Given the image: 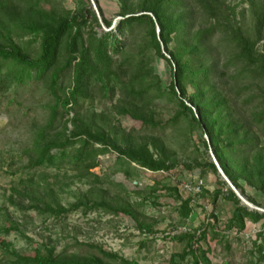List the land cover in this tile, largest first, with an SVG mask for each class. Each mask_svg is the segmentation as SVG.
<instances>
[{
	"label": "trees",
	"instance_id": "trees-1",
	"mask_svg": "<svg viewBox=\"0 0 264 264\" xmlns=\"http://www.w3.org/2000/svg\"><path fill=\"white\" fill-rule=\"evenodd\" d=\"M23 1L34 19L22 26L27 33L39 36V52L31 57L11 40L0 42V82L8 86L32 79L43 80L54 97L49 119L34 146L33 166H61L68 162L78 171V179L90 175L97 182L90 169L101 163L98 155L111 151L116 153L117 159L149 171H168L177 165L160 137L140 135L135 140L125 135L119 140L113 131L98 128L90 119L79 115L67 119L61 131L43 134L51 128L60 108L63 114L67 113L80 101L88 99L96 88L105 92L118 88L122 97L117 105L120 113L144 126L160 125L148 110L154 95L135 81L140 77L139 68L135 69L129 58L120 61L114 58L125 54L129 46L125 42L126 34L134 42L143 32L146 45L171 65L169 93L166 94L176 99L177 107L170 123L191 119L206 135L202 138L204 146L210 148L232 185L242 193V184L264 192V0H231L246 4L251 18L249 28L229 25V17L235 18V8L230 6L229 0H117L120 19L114 31L103 34L94 29L98 18L93 14L90 20L86 8L74 13L68 10L46 13L39 9L40 0ZM19 3L21 0H0V16L9 21L18 20L22 10ZM199 19L202 23L196 25ZM102 20L109 26L110 21ZM85 27L88 28L85 30ZM6 62L8 66L1 73ZM147 73L151 74V69ZM65 74L69 76V84L58 93L59 76ZM228 84L233 95L224 89ZM76 143L78 147L67 155V148ZM206 165L217 172L214 162ZM185 167L192 168L190 164ZM125 173L132 174L130 170ZM169 189L179 201V218L188 219L192 197L182 198L176 187ZM199 189L202 195L207 193L202 186ZM226 192L225 197L234 204L226 229L241 231L246 219L258 222L264 218V213L241 204L230 188ZM220 194L221 189L216 188L213 204ZM34 201L30 205L32 209L55 217L82 208L83 212L123 213L136 220L130 206L113 204L105 198H80L67 207L37 198ZM137 226L151 232V225L137 221ZM257 236L260 243H254L252 253L257 256L252 264H264V234ZM173 238L183 241L184 246L182 251L170 256L169 264H213L207 255L208 249L200 245L205 231L194 230ZM0 243L12 257L9 264H138L99 247L101 256L63 257L54 254L53 248L42 253L37 247L32 254L25 255L9 250V243L3 239Z\"/></svg>",
	"mask_w": 264,
	"mask_h": 264
},
{
	"label": "rangeland",
	"instance_id": "rangeland-1",
	"mask_svg": "<svg viewBox=\"0 0 264 264\" xmlns=\"http://www.w3.org/2000/svg\"><path fill=\"white\" fill-rule=\"evenodd\" d=\"M24 2L21 0L19 3L22 10L18 20L9 21L0 16V42L11 40L31 57H36L40 39L27 33L22 26L27 20L34 19ZM227 2L235 8V18L229 17V25L241 24L249 28L251 18L246 4L243 1ZM85 8L89 10L87 16L90 20L93 14L98 18L94 29L100 34L115 30L120 19L117 0H40L39 7L46 13L63 10L74 13ZM103 18L110 21L109 26L104 24ZM201 23L200 19L196 21V25ZM124 38L129 46L123 56L114 58L118 61L129 58L134 68H139L140 77L135 81L141 87L149 88L154 95L148 110L160 125L156 128L144 126L140 121L120 113L117 105L122 97L118 88L106 92L96 88L88 99L80 101L67 113L63 114L60 108L51 128L43 134L52 135L61 131L67 119L79 115L90 119L98 128L113 131L119 140L125 135H131L135 140L140 135L160 137L177 165L168 171H149L117 159L116 153L111 151L98 155L101 163L90 169L97 182L90 175L78 179V171L68 162L61 166H33L34 146L49 119L54 97L43 80L32 79L8 86L0 82V240L9 243V250L25 255L32 254L39 247L42 253L47 248H53L54 254L63 257L101 256L99 247L138 264H169L170 256L182 251L184 246L183 241L173 237L199 230L205 231V239L200 245L208 249L207 255L213 264H252L257 256L252 253L254 243H260L257 234H264V218L258 222L246 219L241 231L226 229L234 208L233 202L225 197L231 186L218 170L215 173L206 165L216 160L210 148L203 144L202 138L206 135L189 118L170 123L169 119L177 107L176 99L166 94L171 81L170 63L146 45L143 32L134 42L128 34ZM7 66V62L3 63L1 73ZM148 69H151V74L147 73ZM68 84V74L60 75L58 93ZM229 87L228 84L224 89L233 95ZM67 125L71 127L69 122ZM76 147L78 143L68 147L67 155ZM197 163L199 166H196ZM186 164L192 168L188 169ZM126 170L132 174L127 175ZM218 181L226 185H219ZM198 185L206 190L205 195L201 194ZM171 187H176L182 198L192 197V212L186 220L178 216L179 201L175 192L169 189ZM242 187L243 193L235 187L236 192L243 202L253 208L239 199L240 203L249 210L264 213V192L245 184ZM216 188H220L222 194L213 204L212 196ZM35 198L64 207L80 198H105L113 204L130 206L136 220L123 213L110 214L103 210L83 212L82 208L61 217L39 214L30 206ZM137 221L151 225V232L140 230ZM11 259L0 243V264H9Z\"/></svg>",
	"mask_w": 264,
	"mask_h": 264
},
{
	"label": "water",
	"instance_id": "water-1",
	"mask_svg": "<svg viewBox=\"0 0 264 264\" xmlns=\"http://www.w3.org/2000/svg\"><path fill=\"white\" fill-rule=\"evenodd\" d=\"M214 163H215V165H216V168H217V170H218V172H220L222 175H223V177L225 178V180L230 184V186H231V189H232V191L236 194V196L238 197V199H240L242 202H243V200L241 199V197L239 196V194H238V192H236V188L232 185V183L228 180V178L224 175V173H223V171L221 170V168L219 167V165H218V163H217V161L215 160L214 161ZM247 207H249V208H253V206H251L249 203H245V202H243Z\"/></svg>",
	"mask_w": 264,
	"mask_h": 264
},
{
	"label": "built area",
	"instance_id": "built-area-1",
	"mask_svg": "<svg viewBox=\"0 0 264 264\" xmlns=\"http://www.w3.org/2000/svg\"><path fill=\"white\" fill-rule=\"evenodd\" d=\"M200 184H201V181H200ZM200 185H198V188H199Z\"/></svg>",
	"mask_w": 264,
	"mask_h": 264
}]
</instances>
